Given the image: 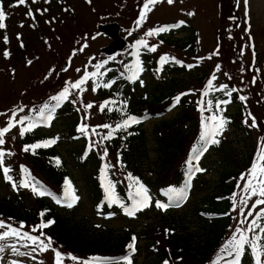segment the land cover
<instances>
[{"label":"rangeland","instance_id":"1","mask_svg":"<svg viewBox=\"0 0 264 264\" xmlns=\"http://www.w3.org/2000/svg\"><path fill=\"white\" fill-rule=\"evenodd\" d=\"M47 1L37 0L35 6L32 7L36 17L39 15L37 10H42L43 16L38 18L36 27L31 25L26 14L27 3L24 9L18 5L7 8L9 27L7 34L2 39L4 47L0 48V128L8 125L14 113L15 120L19 121L31 113L30 111L38 110V105L47 101V97L51 99V97H55V94L58 95L66 86V82H75V80L81 79L85 72L92 73L93 69H97V65H102L99 70L103 73V63L106 60L104 56L106 55L101 53V49L111 45L113 41L105 35H98V33L102 25L112 23L120 25L121 37L132 44V48L152 52L156 58L166 56L168 57L166 62L177 61L181 65H188V70L181 77L187 78V83L190 84L188 89L193 91L188 98L189 100L194 99V106L197 107L194 115L201 121L202 130L206 118L211 113L209 109L208 113L206 112L209 104L200 103V92L202 90L213 91V89H218L227 82H235L240 93L247 99L241 100L245 103L219 107L221 111L228 113V123L223 134L218 137L222 143L214 144L213 149L203 157L204 172L200 174V178L204 176L211 181L210 187L204 191H199L196 188L186 204L182 208H175V210L158 208L156 203L160 200L154 197L150 206L143 208V216L140 215L137 218L127 216V218L110 217L108 219L100 215L96 216L92 212L94 207L86 202L85 185L79 180V174H77V170H74L72 159L67 153L70 142L66 138L65 130L70 121H64L58 116L54 117V122L51 125L43 123V126L38 129L39 133H45L60 140L61 144L58 149L68 164L69 173L73 176L74 182L78 186V194L81 196V204L76 207V218L91 217L90 223L94 227L114 229L116 232H122L125 229L140 232L146 224L154 222L161 225L166 221H171L182 231H179L180 233H185L188 230L190 234H193V239L198 241L199 237L195 233H198L201 227L194 207H197L201 201L213 193L212 189L217 186L220 174L234 168L231 162L233 158L245 162V165L248 166L239 175V181L234 187L229 235L224 241L218 257H223L222 263L225 260L233 259L226 252H222V249L233 235H237L238 238V228L246 229L251 221L256 218V214L264 208V205L255 204V201L260 199L257 196L251 197L247 206L239 203L245 195L243 189L246 187L247 179L250 178V170L254 164H257L258 154L264 148V0H248L247 6L244 0H173L172 4H169L167 0H160L159 3L152 6V10L147 14V19L139 26L137 20L145 0H91L90 5L83 0H55V5ZM69 5L72 10H70ZM47 8L51 14L45 11ZM188 13H194V15H188ZM239 18L241 26L238 23ZM47 21L50 25L45 24ZM180 21L189 23L190 28L187 31L186 28H182L177 33L169 32L164 35V38L183 40L189 36L191 29H193L197 40L193 47H189L187 51L177 49L173 42L161 40L158 35H147L151 29L165 24H177ZM39 29L43 31L44 35L40 38ZM227 34L232 39L226 37ZM139 36L146 42L147 47L137 46ZM24 46L26 50L22 51ZM153 46L156 47L155 52L150 50ZM5 48L9 49L8 56L4 55ZM128 55L129 53L121 52L115 54L114 60L108 65L116 66L117 70L120 71L123 67L119 63ZM231 60H234L233 67L230 65ZM66 62L70 64V68L63 71L62 66ZM235 62L236 68H234ZM147 65H140L142 70L139 72V80L136 84L137 93L134 94L136 97L137 95L144 96V92L148 95L153 93L157 87L167 85L159 74L155 78L146 69ZM193 65L196 66L193 67ZM215 67L219 68L215 69ZM78 69L79 71H77ZM202 74L205 76L201 78ZM254 76L258 79L256 85L252 79ZM106 83L102 76H99L95 82L90 79L83 85L86 90L82 93L70 89L71 94L67 100L79 113L78 120H81L79 129L82 125L87 129L84 132L78 131L82 138L77 141L82 142V144L84 143L83 139L90 141L94 146L93 152L97 154L99 161L103 165H109L108 168L113 169L120 177H123L124 172L120 168V157L117 158L110 151L112 139L115 137L105 138L109 132L117 133L119 128L116 126L121 123H115V120L112 119L111 108L105 107L103 111L101 110L103 100L112 95H109L110 90H106L109 93H102L101 87L97 91L96 84L103 85ZM169 83L171 82L169 81ZM128 101H131L130 98H127L122 104L127 106ZM88 104L93 106L87 108L86 105ZM220 110L215 111L223 113ZM177 112L179 110L175 109L168 113L165 118L170 120L175 117ZM253 117L256 121L255 127L252 126ZM239 119L240 128L233 124ZM157 123L150 119L143 126L146 130L147 149L149 150V161L146 164V169L157 162V135L155 131V124ZM103 125H111L112 127L105 128L102 127ZM20 131V124L17 123L5 135V143L0 145V150L5 152L3 161L7 167L25 161L22 155L24 147L21 145ZM66 141L69 143L67 144ZM192 146L187 151L184 158L185 162L188 161ZM8 153L12 154L9 155ZM36 174L43 179L40 174ZM9 175L12 177V182L5 179L4 173L0 171V197L13 200L20 210H22L23 204L26 208H31V203L34 201L31 188L21 187L18 178L11 173ZM144 175L149 179L154 173ZM13 182L16 184V188H13ZM234 207L235 210H233ZM250 210L252 211L251 216L248 215ZM241 212L244 215H241ZM198 214L200 217L203 215L200 211ZM128 218H132V220L129 221ZM241 220H246V223L241 224ZM0 221L11 227L18 226L30 234L35 232L33 229H36L25 224L9 222L3 217H0ZM258 223L264 225V218L260 219ZM6 230L8 229L2 228L0 232ZM166 230L168 228L165 229V232L160 233V242H158L159 245L165 247L169 238L167 235L171 233L169 230L166 232ZM37 234L45 243L48 242L49 237L47 235H42L40 232ZM248 235L251 238L254 233ZM0 243L14 244L20 252L29 253V255H15L10 247H6L5 251L0 253V257H2L0 264H12V261H17L18 264H56V252L61 254L62 264H84V261L73 259L70 251H66L52 240L47 251H40L37 247L35 252L32 251V247L24 246L30 243L27 240L9 238ZM143 243V240L140 239L139 245L141 246ZM244 256L245 258L252 256L247 259L246 264H255V257L247 246ZM138 259V264H143L145 255L140 252ZM262 264H264V257H262Z\"/></svg>","mask_w":264,"mask_h":264},{"label":"trees","instance_id":"2","mask_svg":"<svg viewBox=\"0 0 264 264\" xmlns=\"http://www.w3.org/2000/svg\"><path fill=\"white\" fill-rule=\"evenodd\" d=\"M28 1L26 2L27 5H29ZM0 3L3 4L4 11L7 7H13L14 5L24 8L26 5L18 4V0H0ZM4 23L6 24V21ZM7 26L0 30V48L4 47L2 39L8 32L7 28L9 26ZM38 35L39 38L44 36L43 31L39 29ZM226 37L232 39L228 34ZM186 39L175 40L171 38V40H167L173 42L177 49H189L196 41L193 29H191ZM25 50L22 49V51ZM137 59L145 62L152 61L149 52L141 53L137 56ZM137 59L125 57L121 61L123 68L120 71L117 70L116 66L111 67L110 65H105L108 68L107 71L106 69L103 70V73L106 71V74H104L106 82L111 83V87L105 88L110 90L111 93L109 95H112L106 97L103 103L107 99L115 101V103L107 104V107L111 108L112 119L115 120V123H122L129 117H135L139 120L138 123H131L127 128H119L117 133H111V136H115V138L112 139L110 151L117 158L120 157L119 162L120 168L124 172L123 177H120L111 168L101 173L103 163L99 161V157L93 152V144L86 139H83V144L77 141L82 138L78 134V131L82 132L79 130L81 120H78V111L74 107L72 108L70 104L59 106L55 109L57 117L60 116L64 121H70L65 130L66 138L70 142L66 141L67 144L69 143L67 153L72 159L74 170H77V174H79V180L85 185L86 202L94 207L92 212L96 216H107L110 213L121 214L125 211V208H130V203L141 184L147 191H153L162 196L169 193L170 189H185L187 197L196 188L199 191H204L210 187L211 181L204 176L200 178L199 172L192 173L191 176L193 175V177L189 180L188 165L184 161L191 145L193 146L188 159L192 156L193 149L201 144L200 136L204 129L202 130L201 121L194 115L197 109L196 105L194 106V103H191L188 98L181 99L179 112H177L175 117L170 120L164 117L159 119L158 117L160 114H167L168 104L170 100L176 97V93L186 89L189 90L190 84L187 83V78L181 77L186 72L185 68L176 62H163L164 71L162 72V77L166 78L165 75L167 73L172 75L171 78L165 79L164 82L167 85L157 87L149 95H137L136 97L134 95L137 93L136 79H132L133 84H129L127 81H123L122 76H132V73L136 70ZM233 64L234 60H231L230 65L232 66ZM156 66L157 62L155 63V68ZM155 68H152L154 74H156ZM234 68H236V62ZM233 89L232 86L227 85V88L213 91L210 97H206L200 102L209 104V101H211V107L206 110L208 113L209 109L211 114L206 118L205 123H208L209 118L214 115V105L216 106L218 103L220 105L225 104L221 102L226 100L231 103L239 102V95L241 94L236 90L233 91ZM106 90L102 93H109ZM229 91L232 93L230 96L227 95ZM127 98H130L131 101H128L127 106H124L122 103ZM45 104L54 106V101H45L43 104L38 105V110H33L34 113L32 115L30 113L31 116L23 127L29 122L34 121L36 123V119L41 120L39 113ZM222 115L226 118L227 113ZM148 117L154 118V121L158 122L155 124L157 162L146 169V164L149 161L148 139L146 130L142 127ZM239 123L240 119L233 124L240 128L241 125ZM51 140L54 139L49 137V135L39 133L34 127L32 131L24 133L21 138V145L25 148L26 145L43 144ZM60 144L59 140V142L55 141V143L47 147H39L35 150L30 149L27 152L23 151L22 155L25 161L8 167L11 169L9 173L18 177L20 181L26 177L28 180H34L38 186H42V189L47 194L39 196L33 193L34 201L31 203V208H26L23 204L22 210L18 208L13 200L0 197L1 218L3 217L12 223L25 224L36 228V231L31 235L38 236V232L42 235H47L66 251H70L77 261L89 262V264H127L124 258L129 256L132 264H138L140 252L145 255L143 264H164L165 261H168V264H214L215 259L220 256V250L229 235L234 187L239 181V175L248 166L245 165V162L233 158L231 162L234 168L220 174L217 186L212 189L213 193L201 201L197 207H194L201 227L200 231L195 233L199 237L198 241H195L193 234H190L188 230L185 233H180L182 231L178 229L177 225L172 224L171 221H166L161 225H157L154 222L146 224L140 232L126 229L122 230V232H116L114 229L94 227L90 223L91 217L77 219V209L72 210L66 207L68 208L67 210L62 206L64 197L69 193V182L71 189L75 190V195L79 196L76 185H74V178L69 173L68 164L58 149ZM87 149L90 154L85 157L84 152ZM195 163L196 161L194 160L193 164L195 165ZM3 167H7L4 161L3 166H0L2 173ZM25 169L30 173V176L24 171ZM36 173L40 174L43 179L39 178ZM149 173H154V175L148 179L144 174L148 175ZM137 181L139 183H136ZM109 182L112 184V191L118 201L117 203L110 204L108 201L106 185ZM172 193L175 194L174 192ZM57 199H60L61 202L57 203ZM64 210L67 211L65 212ZM199 211L203 213V217L199 216ZM225 215L228 217L225 218ZM49 221H52L49 226L41 227L48 224ZM14 228L21 229L18 226H14ZM166 228L171 233L167 235L169 238L165 247L164 245H159L158 242H160V233L165 232ZM133 237H135L134 242ZM140 239L144 242L141 246L139 245ZM133 243L134 252L129 248V245ZM251 257L248 256V258ZM247 261L245 259L243 263L246 264Z\"/></svg>","mask_w":264,"mask_h":264},{"label":"snow or ice","instance_id":"3","mask_svg":"<svg viewBox=\"0 0 264 264\" xmlns=\"http://www.w3.org/2000/svg\"><path fill=\"white\" fill-rule=\"evenodd\" d=\"M27 0H18V4L23 5L26 4ZM35 2V0H33ZM160 0H145V3L143 4V7L141 9L140 16L137 20V25L139 26L147 19V14L152 10V6H154L156 3H159ZM169 4L173 3V0H167ZM245 5L247 6L248 0H244ZM29 15H31V12H29ZM188 15H194V13H188ZM34 18V17H33ZM7 19L6 13L3 8V4L0 3V28H5L6 24L4 21ZM184 22L180 21L175 25L170 26H161L155 29H151L148 31V36L158 35L161 32H167L171 28L180 27ZM86 46V45H85ZM137 46H143L147 47V44L145 41L140 40L137 41ZM151 51L155 52L156 47L153 46L150 49ZM5 56H8L9 53L5 52ZM138 55V53H137ZM210 58V57H209ZM174 59V58H173ZM167 57L162 58V62H166ZM31 63V61H29ZM97 71L92 73L85 72V75L81 77L78 81L75 82H66V86L62 89V91L55 97H52V100L57 101V103L54 106H50L49 104H45L41 110H40V119L43 122H48L52 119V113L55 111L56 107L60 106V102L67 99V97L71 94L70 89L78 90L79 92H83L86 89L83 87L88 80H93L94 82L99 76H102L103 73L99 72V68L102 67V65H97ZM136 70L132 73V76L129 77V79H136L138 78L139 72L142 70L139 64V60H137V64L135 66ZM79 71V69L77 70ZM214 78V77H213ZM253 83H255V78L253 79ZM100 84H96V87H100ZM103 87H111V83L103 84ZM222 88H227V85L221 86ZM93 91H95V88H93ZM235 91V89H233ZM231 91L227 93V95H231ZM241 100H246L247 98L244 96L240 97ZM177 102H179V97H177ZM221 103H228V101H223ZM93 105L88 104L86 105L87 108H91ZM107 107V104L101 106V110L103 111L104 108ZM211 107V101H209V108ZM220 107V104H217V108ZM21 111L23 109H20ZM251 115V113H249ZM29 118L24 117L20 119L19 121L15 120V113L13 114V117L9 120V123L6 127L0 128V145H3L5 143V135L16 126V124L24 125L25 121H27ZM210 124L205 123L204 124V130L201 133L200 141L201 144L198 147H195L193 149L192 156L186 161V164L188 165V172L189 180L191 179V174L194 172H200L204 171L202 168L199 167V159L200 156L203 155L205 151H207L208 147L210 145L219 144L220 141L217 137L223 134V131L225 130V127L228 123L227 118H225L222 113L220 115H213L209 118ZM139 120L135 117H129L128 119L124 120L122 123L117 124L116 128H127L131 123H138ZM252 126H256L255 118H252ZM36 127V123L29 122L25 127H22L21 129V136L24 135L26 132H30L33 130V128ZM102 127L105 128H111V125H103ZM80 131L84 132L86 131L85 126H81ZM95 131V129H93ZM112 131H115V129H112ZM106 139L111 138V132H109L108 136L105 137ZM52 143H55V140L46 141L43 144H35V145H26L24 148V151H29L30 149L35 150L39 147H47L50 146ZM91 147V145H90ZM106 151V150H105ZM11 155L12 153H8ZM5 156V152L3 150H0V166H3V158ZM196 161L195 165L193 164V161ZM59 163V162H58ZM105 169L109 167V165L105 164ZM11 171L8 167H3V173L5 176V179L12 182V177L9 175V172ZM28 176H30V173L27 172V169L24 170ZM250 178L247 179L246 187L243 189V192L245 193L244 197L241 198L240 204L247 206V202L251 197L257 196L260 197V199H257L255 201L256 205H264V148H262L258 154L257 157V164H254L252 169L250 170L249 174ZM136 183H139L138 181ZM13 188H16V184L13 182L12 184ZM21 187L25 188H31L32 192L35 195L43 196L46 193L45 190L42 189V186H38L34 180H28L27 177L21 181L20 183ZM69 187V193L64 197L66 201V206L71 208L73 204L79 199L75 195V190L71 189L70 182L68 184ZM185 189H170V192H174L176 194V197L173 200V205L165 204L157 202L156 206L160 209L167 210L169 206H179L180 201L183 199H186L185 195ZM106 192L108 193V201L109 203H117V199L115 198L113 191H112V184L109 182L106 185ZM136 199L134 200V205L131 208H125V212L129 216H134L137 211L142 210L143 208H147L151 204V197L148 195L147 189L141 184L136 190L135 193ZM61 200L57 199V203H60ZM123 207V205H122ZM235 210V207L234 209ZM241 215H244L243 212H241ZM248 215H252V211L250 210L248 212ZM264 218V208H262L257 214L256 218L251 221V223L248 225V227L245 228H238L237 233L239 234L238 238L237 235H233L230 241L224 246L222 249V252H226L229 257H233V259L227 261V264H241V258L245 254V247L247 246L253 256L255 257V264H262V257H264V225H261L258 223L260 219ZM52 221H49L48 224L42 225L41 227H47L49 224H51ZM241 224L246 223V220H241ZM22 227V226H21ZM7 228L8 230L0 232V242L6 241L9 238H15L17 240H27L30 242L29 244L24 245L25 247H32V251L35 252L37 250V247L40 251H47L48 248L51 245L50 238L48 239V242L45 243L44 240L40 239V237L33 236L30 233L22 232L19 228L11 227L10 225H5L4 222L0 221V229ZM257 229H259V232H257ZM33 231H36V229H33ZM168 230H166L167 232ZM249 233H254V235L250 238ZM135 241V237H133V242ZM6 247H10L11 251L15 255H29V253H23L20 252V250L13 244V245H6L3 243H0V253L5 251ZM129 248L134 252L135 247L134 243L129 245ZM55 251V250H54ZM2 258V257H0ZM223 259V257H220ZM73 259H76L73 257ZM127 261V264H132L130 256L124 258ZM12 264H18L17 261H12ZM56 264H62V258L61 254L59 252H56ZM84 264H89V262H84ZM164 264H168V261H165Z\"/></svg>","mask_w":264,"mask_h":264},{"label":"water","instance_id":"4","mask_svg":"<svg viewBox=\"0 0 264 264\" xmlns=\"http://www.w3.org/2000/svg\"><path fill=\"white\" fill-rule=\"evenodd\" d=\"M118 24H112L107 25L105 27L101 28V32H105L106 34H109L111 39H114L115 41L110 47L103 48L102 52L108 55H114L117 51H122L124 47L127 45V42L123 39H119L120 31L118 30ZM68 66H64V70H67Z\"/></svg>","mask_w":264,"mask_h":264}]
</instances>
